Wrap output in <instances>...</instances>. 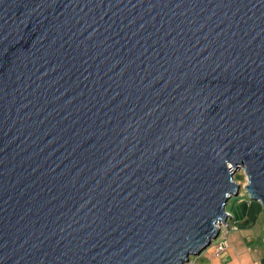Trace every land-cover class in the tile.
Listing matches in <instances>:
<instances>
[{"label": "water", "instance_id": "1", "mask_svg": "<svg viewBox=\"0 0 264 264\" xmlns=\"http://www.w3.org/2000/svg\"><path fill=\"white\" fill-rule=\"evenodd\" d=\"M240 170L264 206V0H0V264H185Z\"/></svg>", "mask_w": 264, "mask_h": 264}, {"label": "crops", "instance_id": "2", "mask_svg": "<svg viewBox=\"0 0 264 264\" xmlns=\"http://www.w3.org/2000/svg\"><path fill=\"white\" fill-rule=\"evenodd\" d=\"M229 209L231 226L222 253L198 256L196 264H264V206L247 196Z\"/></svg>", "mask_w": 264, "mask_h": 264}, {"label": "rangeland", "instance_id": "3", "mask_svg": "<svg viewBox=\"0 0 264 264\" xmlns=\"http://www.w3.org/2000/svg\"><path fill=\"white\" fill-rule=\"evenodd\" d=\"M235 182L238 184V185H240L241 186V189H240V196L241 197H243V196H246V192H245V190H244V187H245V185L247 184V177L245 176V174L243 173V171H238L237 172V174L235 175ZM239 196V197H240ZM238 197V198H239ZM238 198H235V197H233L232 199H231V201L229 202V209H231V207L232 206H234L238 201H237V199ZM228 206H227V211H228ZM229 215H231V214H229ZM223 232H227V230L226 229H222L221 230V233H223ZM223 239V237L222 236H220L219 238H218V240H214L213 241V243L211 244V246L207 249V250H205L203 253H202V255H206L208 252H210V251H212V249H214L215 250V245L217 244V242H219V241H221ZM201 255V256H202ZM198 257H194V256H192L191 257V260L192 261H195L196 259H197ZM186 264H188V263H186Z\"/></svg>", "mask_w": 264, "mask_h": 264}, {"label": "built area", "instance_id": "4", "mask_svg": "<svg viewBox=\"0 0 264 264\" xmlns=\"http://www.w3.org/2000/svg\"><path fill=\"white\" fill-rule=\"evenodd\" d=\"M227 214L229 215L230 212L227 211ZM231 219H232V215H229L228 220H227V222L225 223L226 225H225V224L220 225V234H219V237L222 236L223 239H222L221 241L217 242V244L215 245V250L217 251L218 254H219V253H222V252L224 251V248L226 247V246H225L226 235H227L228 231H229V230H232V228H233V227L231 226ZM222 229H223V230L226 229L227 232H226V233H225V232L221 233V230H222ZM219 237H218V238H219ZM218 238H217V240H218ZM188 264H196V262L190 260V261L188 262Z\"/></svg>", "mask_w": 264, "mask_h": 264}, {"label": "bare ground", "instance_id": "5", "mask_svg": "<svg viewBox=\"0 0 264 264\" xmlns=\"http://www.w3.org/2000/svg\"><path fill=\"white\" fill-rule=\"evenodd\" d=\"M226 222H227V221H226ZM226 222H225V223H226ZM225 223H222L221 225H223V224H225ZM219 232H220V228H219ZM212 243H213V242H212ZM190 260H191V259H190ZM187 263H188V262H187ZM185 264H186V263H185Z\"/></svg>", "mask_w": 264, "mask_h": 264}]
</instances>
